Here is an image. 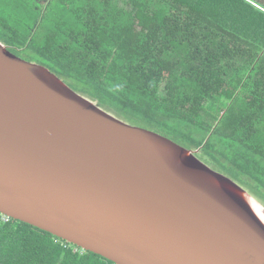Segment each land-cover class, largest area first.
<instances>
[{"label": "water", "instance_id": "obj_1", "mask_svg": "<svg viewBox=\"0 0 264 264\" xmlns=\"http://www.w3.org/2000/svg\"><path fill=\"white\" fill-rule=\"evenodd\" d=\"M236 183L0 41V214L114 264H264Z\"/></svg>", "mask_w": 264, "mask_h": 264}, {"label": "trees", "instance_id": "obj_2", "mask_svg": "<svg viewBox=\"0 0 264 264\" xmlns=\"http://www.w3.org/2000/svg\"><path fill=\"white\" fill-rule=\"evenodd\" d=\"M0 41L264 202V0H0ZM0 264L114 263L0 214Z\"/></svg>", "mask_w": 264, "mask_h": 264}, {"label": "rangeland", "instance_id": "obj_3", "mask_svg": "<svg viewBox=\"0 0 264 264\" xmlns=\"http://www.w3.org/2000/svg\"><path fill=\"white\" fill-rule=\"evenodd\" d=\"M154 131V130H153ZM161 134V133H160ZM164 134H168V135H170L169 133H163L162 135H164ZM166 136V135H164V136H166V137H168V138H170V139H172L173 141H175L176 143H178V144H180V145H182V146H184V147H186V148H188L186 145H183L181 142L182 141H180V139H178V137H175V136H173V135H170V136ZM180 142H179V141ZM198 157L203 161V162H205L206 164H208L212 169H214L215 171H217V170H219V167L218 166H216V164H214V163H211V162H209L208 161V158H203L202 157V152H200V150L198 151ZM220 171V170H219ZM218 172V171H217ZM220 173V172H219ZM237 184V183H236ZM239 185V184H238ZM240 188H242L246 193H248V195H250L255 201H257L258 203H260L263 207H264V202H262V200H260V199H258L257 197H255V195L254 194H252L249 190H247L245 187H243V186H241L240 185Z\"/></svg>", "mask_w": 264, "mask_h": 264}, {"label": "built area", "instance_id": "obj_4", "mask_svg": "<svg viewBox=\"0 0 264 264\" xmlns=\"http://www.w3.org/2000/svg\"><path fill=\"white\" fill-rule=\"evenodd\" d=\"M7 219H8V218H6V217L4 216V220H6V221H7Z\"/></svg>", "mask_w": 264, "mask_h": 264}, {"label": "bare ground", "instance_id": "obj_5", "mask_svg": "<svg viewBox=\"0 0 264 264\" xmlns=\"http://www.w3.org/2000/svg\"><path fill=\"white\" fill-rule=\"evenodd\" d=\"M261 216V215H260Z\"/></svg>", "mask_w": 264, "mask_h": 264}]
</instances>
